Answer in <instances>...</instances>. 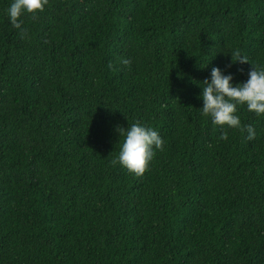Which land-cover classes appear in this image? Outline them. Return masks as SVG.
I'll return each mask as SVG.
<instances>
[{
  "label": "trees",
  "instance_id": "trees-1",
  "mask_svg": "<svg viewBox=\"0 0 264 264\" xmlns=\"http://www.w3.org/2000/svg\"><path fill=\"white\" fill-rule=\"evenodd\" d=\"M12 2L0 264H264V117L238 106L249 141L201 111L213 68L239 86L264 67V0H49L24 38ZM137 122L165 142L143 178L111 163Z\"/></svg>",
  "mask_w": 264,
  "mask_h": 264
},
{
  "label": "clouds",
  "instance_id": "clouds-1",
  "mask_svg": "<svg viewBox=\"0 0 264 264\" xmlns=\"http://www.w3.org/2000/svg\"><path fill=\"white\" fill-rule=\"evenodd\" d=\"M48 5L49 0H13L8 9L11 25L24 38L27 30L23 28L22 17L27 14L35 20ZM231 57L233 63H249L247 56L242 55L239 49L234 50ZM120 62L124 66H131L128 58H122ZM252 66L248 81L239 86H233L231 75H224L219 68H213L211 81L203 82L204 107L201 110L204 117L210 118L215 126L247 132L249 141L255 139V129L250 125H242L237 114L238 106L246 105L249 112L264 117V67ZM108 67L114 70L112 64ZM119 131L124 139L118 158L111 161L112 166L122 165L137 178H143L150 170L156 151H164V140L156 130L144 127L139 122L131 124L128 130L120 128ZM220 139L226 141L228 133L224 132Z\"/></svg>",
  "mask_w": 264,
  "mask_h": 264
}]
</instances>
